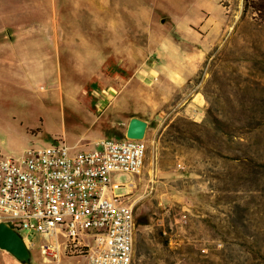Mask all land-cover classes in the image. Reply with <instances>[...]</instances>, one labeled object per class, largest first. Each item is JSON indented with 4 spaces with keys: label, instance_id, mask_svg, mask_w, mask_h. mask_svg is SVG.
I'll return each instance as SVG.
<instances>
[{
    "label": "rangeland",
    "instance_id": "obj_1",
    "mask_svg": "<svg viewBox=\"0 0 264 264\" xmlns=\"http://www.w3.org/2000/svg\"><path fill=\"white\" fill-rule=\"evenodd\" d=\"M244 9L245 0H0V152L63 140L89 148L109 116H123L109 121L115 138L142 117V173H113L134 182L135 216L148 219L134 264H264V16ZM10 30L18 38L1 44ZM177 48L199 62L182 86L159 73ZM125 90L118 111L91 108L95 93ZM35 240L31 264H87L56 263ZM0 264L23 263L0 248Z\"/></svg>",
    "mask_w": 264,
    "mask_h": 264
},
{
    "label": "built area",
    "instance_id": "obj_2",
    "mask_svg": "<svg viewBox=\"0 0 264 264\" xmlns=\"http://www.w3.org/2000/svg\"><path fill=\"white\" fill-rule=\"evenodd\" d=\"M92 146L63 140L17 157L0 152V221L25 231L31 249L40 235L41 254L56 263L65 255L86 257L87 264H133L134 182L115 181L113 173L141 174L147 142L107 136Z\"/></svg>",
    "mask_w": 264,
    "mask_h": 264
},
{
    "label": "crops",
    "instance_id": "obj_3",
    "mask_svg": "<svg viewBox=\"0 0 264 264\" xmlns=\"http://www.w3.org/2000/svg\"><path fill=\"white\" fill-rule=\"evenodd\" d=\"M10 33L13 34V38L10 37ZM18 32H13L12 30L8 31V38H6V35L3 34V32L1 31V44H6L9 45L7 43L12 42L14 43V41L18 38ZM37 49V48H36ZM101 47L99 48V59H97V63H101V56H102V52H101ZM175 55L176 57H173V60H170V56L168 54H165V61L160 64L159 66V73H162L165 78L171 80V82L176 85V86H182L183 84H185L189 79H191L193 76H195L199 70V62H197L198 60V55L191 57L190 60H187L186 55H183L182 52L180 51V48L175 49ZM54 57L56 59V61H58V65L60 67V70L63 67V60L61 58V52L59 49V45L57 47H55L54 49ZM44 55L43 59H41V62L43 63H48V61H53V51L51 52V54H47ZM187 61H186V60ZM36 59L34 58L33 61H35ZM127 90H125L122 94L120 95H111L109 96L108 93L106 92H101V94L95 93L93 95L94 98H92L94 100V106H92L91 108L93 110H97L100 111V115L102 112H104L105 110L109 109L110 107H113V109H115L116 111H118L120 106H117V103H120L121 105L123 104H128L126 103L127 100L125 101L124 99H126L125 94H127L126 92ZM200 98L198 96L195 95V97L193 98V104L195 106L200 105ZM98 115L97 116V121H100L101 116ZM117 115H122V114H118ZM116 114L109 116L106 122H102L101 125L98 126V130L97 131H101L100 135L95 136L93 140H91L92 145L93 142L101 137H107L108 136V128H109V121L110 119L116 118L118 117ZM121 118L123 116H120ZM131 117L128 118V122L129 119ZM107 130V131H106ZM97 133V132H96ZM103 133V134H102ZM107 134V135H106ZM87 147V146H86ZM93 146H90L89 148H91ZM68 256H63L61 262L64 259H67ZM73 258V257H71ZM71 262H69L70 264Z\"/></svg>",
    "mask_w": 264,
    "mask_h": 264
},
{
    "label": "water",
    "instance_id": "obj_4",
    "mask_svg": "<svg viewBox=\"0 0 264 264\" xmlns=\"http://www.w3.org/2000/svg\"><path fill=\"white\" fill-rule=\"evenodd\" d=\"M10 37H14L12 33ZM148 127L149 122L146 119L136 115L132 116L129 119L125 137L145 139ZM0 248L10 252L23 264H31L33 261L32 249L12 221H0Z\"/></svg>",
    "mask_w": 264,
    "mask_h": 264
},
{
    "label": "trees",
    "instance_id": "obj_5",
    "mask_svg": "<svg viewBox=\"0 0 264 264\" xmlns=\"http://www.w3.org/2000/svg\"><path fill=\"white\" fill-rule=\"evenodd\" d=\"M247 10H251L253 12H256L258 15L264 16V0H245L244 11L246 12ZM136 223L137 225H145L148 223V219L139 217V218H136Z\"/></svg>",
    "mask_w": 264,
    "mask_h": 264
}]
</instances>
